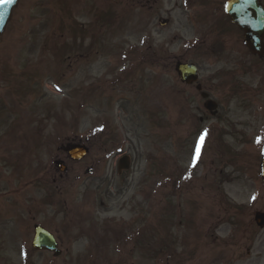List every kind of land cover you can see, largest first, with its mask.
Returning <instances> with one entry per match:
<instances>
[{
	"label": "rangeland",
	"instance_id": "rangeland-1",
	"mask_svg": "<svg viewBox=\"0 0 264 264\" xmlns=\"http://www.w3.org/2000/svg\"><path fill=\"white\" fill-rule=\"evenodd\" d=\"M201 1L21 0L0 38V264H264V86L242 44L210 54ZM176 61L198 66L217 119ZM69 143L89 154L59 179ZM35 225L59 258L31 249ZM165 236L162 260L135 244Z\"/></svg>",
	"mask_w": 264,
	"mask_h": 264
},
{
	"label": "water",
	"instance_id": "water-1",
	"mask_svg": "<svg viewBox=\"0 0 264 264\" xmlns=\"http://www.w3.org/2000/svg\"><path fill=\"white\" fill-rule=\"evenodd\" d=\"M252 5H255L256 7L257 5L256 0H233L231 5H229L230 6L229 15L232 18V20L236 22L238 25H240L241 27H245L246 21H249L250 19L252 20L253 23H255L257 16L253 14L254 10H252ZM5 10H7L8 14L4 18V21L1 23L0 35L2 34L3 29L5 28V23H7L10 17L9 5L4 8V11ZM238 12H242L241 15L244 16V17L242 16L243 19H238L240 16ZM247 16H250V17H247ZM241 21L242 22L244 21V22L241 23ZM247 40H248L249 46L253 50L258 49V47L260 48L261 39L253 37L252 33H248ZM177 72L180 75V79L183 82H186L187 84H192L197 81V69L193 65L191 66L178 65ZM204 97L206 96L204 95ZM206 107L208 110H211V111L216 109V105L211 102H209ZM86 153H87V150L83 148H75L70 152V156L73 160L77 161V160L83 159ZM126 166H127V159L124 158L120 162V169L126 168ZM262 178L264 180V152H263V162H262ZM255 221L258 224V226H260L261 228H264V214H256ZM33 247L37 250L53 251L55 252L56 256L60 255V253L57 251V245H56L54 238L39 227H36L35 229V239L33 242Z\"/></svg>",
	"mask_w": 264,
	"mask_h": 264
},
{
	"label": "flooded vegetation",
	"instance_id": "flooded-vegetation-1",
	"mask_svg": "<svg viewBox=\"0 0 264 264\" xmlns=\"http://www.w3.org/2000/svg\"><path fill=\"white\" fill-rule=\"evenodd\" d=\"M151 1L152 0H146V4L148 5ZM262 4L264 5V2H262ZM224 23H225L224 25L227 26L228 28H230L231 31L233 32V37H238L239 36L238 32L235 29L229 27V25H228L226 20L224 21ZM242 36H243V33H242ZM236 42H239V41H236ZM227 47H229V45L225 46V50H227ZM252 59H253L252 60L253 63H249V65L246 64L245 66L242 67L241 74L242 75H248L249 66L252 65L250 68H252L258 74V77L261 79V83L264 85V55H262L260 57L252 55ZM191 87H195V89H196L197 85H194V86H191ZM202 89H203L202 92H198L196 90L197 93L200 96L202 95L203 92L209 93V91H207L203 86H202ZM208 99H212V97L210 96V93H209V98ZM214 119H217V118H214ZM224 130L227 131V129H224ZM229 131H230V127H229ZM223 133H224V131H223Z\"/></svg>",
	"mask_w": 264,
	"mask_h": 264
},
{
	"label": "snow or ice",
	"instance_id": "snow-or-ice-1",
	"mask_svg": "<svg viewBox=\"0 0 264 264\" xmlns=\"http://www.w3.org/2000/svg\"><path fill=\"white\" fill-rule=\"evenodd\" d=\"M9 2H11V0H9ZM259 142V141H258Z\"/></svg>",
	"mask_w": 264,
	"mask_h": 264
},
{
	"label": "trees",
	"instance_id": "trees-1",
	"mask_svg": "<svg viewBox=\"0 0 264 264\" xmlns=\"http://www.w3.org/2000/svg\"><path fill=\"white\" fill-rule=\"evenodd\" d=\"M160 245H162V243H160Z\"/></svg>",
	"mask_w": 264,
	"mask_h": 264
}]
</instances>
